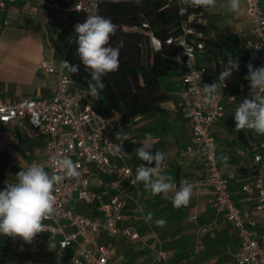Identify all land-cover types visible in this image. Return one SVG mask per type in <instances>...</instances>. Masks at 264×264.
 <instances>
[{"label":"crops","instance_id":"obj_1","mask_svg":"<svg viewBox=\"0 0 264 264\" xmlns=\"http://www.w3.org/2000/svg\"><path fill=\"white\" fill-rule=\"evenodd\" d=\"M205 11V35L212 42L221 44L220 49L205 48L199 55V61L215 71L209 80L217 81L229 56L225 52V46L228 40L237 39L232 57L238 58L239 71L233 72L232 86L227 90L233 98H224V113L211 125L210 133L215 140L217 158L221 153L229 157L227 167L218 161L221 173L227 180L228 189L236 204L248 210L257 220V224L252 227V231L257 234L264 225L260 212L255 209L256 194H252L251 200H246L242 185L251 181L249 159L264 136L249 130L236 132L233 118L241 99L251 97L249 81L244 79L248 72L241 53L244 42L252 39L254 35L243 3L240 13H227L220 3L216 8ZM74 26V23L53 19L44 0H12L1 4L0 98L18 101L25 97L50 95L57 85V75L45 73L39 63L48 60L56 68L60 67L69 39L73 38ZM231 50L227 49V52ZM170 73L161 80L162 87L170 96L160 102L162 112L137 116L125 124L119 123V114L115 111H111L107 116L115 136L128 140L127 153L130 157L126 156V163L132 167L134 174L136 175L138 165L149 166L135 157L134 150L141 146L139 142L144 140L145 134L150 133L156 142L151 151L155 153L159 149L166 153L162 165L164 173L173 177L177 187L181 180H187L192 185L193 195L190 203L186 207L174 208L169 199L161 195H151L142 183H138L140 211L129 204L121 226L137 231L140 240L130 239L122 233L112 238L100 234V240L105 244L114 245L128 264H158L154 261L155 249L158 247L167 251L172 264H236V231L230 221L218 213L212 204L214 192L205 182L204 163L196 153L186 152V147L191 145L193 140L176 105L179 98L180 73ZM47 139L46 134L32 136L24 119L0 123V190L5 188L6 181H16L15 174L20 168H26L34 162L44 165L50 172L43 152ZM150 166L155 167V162ZM103 181L99 180L97 175H92V188L101 190ZM75 205L90 215L98 214V200L89 205L78 202H75ZM148 213L153 214V222H145L144 217ZM161 218L167 221L162 228L154 223L155 219ZM52 235L54 234L41 233L31 244L0 235V264H51L56 249H48V239ZM57 238L55 235L56 245ZM69 253H72L71 248ZM65 264H69L67 259Z\"/></svg>","mask_w":264,"mask_h":264},{"label":"built area","instance_id":"obj_2","mask_svg":"<svg viewBox=\"0 0 264 264\" xmlns=\"http://www.w3.org/2000/svg\"><path fill=\"white\" fill-rule=\"evenodd\" d=\"M6 1L0 0V5ZM50 16L63 23H83L87 15L98 14L96 0H44ZM179 33L168 36L164 42L154 35L147 23L123 25L126 31L139 32L149 36L152 49L159 50L162 44H174L183 55L184 69L180 73L179 98L177 107L182 113L192 136V144L186 152L196 153L205 166V182L211 186V199L216 211L230 221L238 237V247L234 253L236 264H264V228L257 234L252 227L257 220L252 214L238 206L228 189L227 180L218 165L211 125L224 113V98L232 99L228 93L233 76L225 81L221 96L215 102L207 103L203 95V85L212 84L209 77L213 69L199 61L205 50L206 35L203 29L206 11L193 7L190 0H178ZM246 17L254 35L242 46L245 68L264 66V3L262 0H242ZM39 67L47 74L55 73L58 81L48 96L25 97L18 101L0 98V123L18 119L26 120L30 134H46L43 146L45 160L50 172L59 173L51 158L69 157L79 165L78 179L65 180L58 185L56 213L52 219L44 221L45 232L56 235L55 257L51 264H128L122 253L111 244L100 240V234L112 238L119 233L130 239H139L137 231L121 224L126 208L131 204L140 211L139 184L132 185L135 174L126 163V156L115 153L109 143L120 144L127 153L128 140L116 137L108 116L98 114L91 105L94 94L87 88L74 85L66 71L56 68L48 60H42ZM264 95V94H262ZM251 181L242 185L245 199L251 200L256 194L255 209L260 212L264 225V139L256 146L249 159ZM97 175L102 188L96 191L91 186L92 175ZM98 200V214L90 215L76 207L75 202L89 205ZM72 253L68 256V250ZM154 248V247H151ZM154 261L158 264H172L167 251L155 249Z\"/></svg>","mask_w":264,"mask_h":264},{"label":"clouds","instance_id":"obj_3","mask_svg":"<svg viewBox=\"0 0 264 264\" xmlns=\"http://www.w3.org/2000/svg\"><path fill=\"white\" fill-rule=\"evenodd\" d=\"M218 2L227 13L241 12L242 0H190L193 7L203 9H214ZM74 30L76 55L80 64H72L67 59L62 60L61 71L78 74L80 65H83L85 72L90 76L86 80L87 90L91 94L98 95L106 87L103 78L119 69L122 41L115 47L111 43V37L115 35L117 26L110 18L92 14L87 15L83 23H77ZM247 69L248 73L244 79L249 81L251 97L242 98L237 105L233 114L234 129L236 132L249 130L256 135L264 136V95H262L264 94V66L253 68L252 64H248ZM234 71H239V60L229 55L217 81L203 85L202 91L207 103H213L217 97L223 95L221 89L226 86L225 81ZM132 143L137 142L132 141ZM155 143L152 135L146 133L144 140L139 142L141 146L134 150L135 157L149 166L138 165L131 184L142 183L144 189L151 195H161L169 199L174 208L186 207L193 195V187L187 180H181L177 187L173 177L164 173L162 165L166 153L159 149L153 153L151 149ZM109 146L121 157H130L124 152L122 142L109 143ZM217 159L225 167L228 166L227 155L221 153ZM153 162L155 167L150 166ZM51 164L61 171L49 172L44 165L34 162L26 168H20V171L15 174L14 183L5 182V188L0 190V235L31 244L37 235L45 232L44 221L52 219L56 213L57 186L66 179H78L80 176L79 165L67 156L52 157ZM144 219L146 223L153 222V214L148 213ZM154 223L162 228L167 221L161 218L155 219ZM55 247V235L49 236L48 249L52 250Z\"/></svg>","mask_w":264,"mask_h":264},{"label":"trees","instance_id":"obj_4","mask_svg":"<svg viewBox=\"0 0 264 264\" xmlns=\"http://www.w3.org/2000/svg\"><path fill=\"white\" fill-rule=\"evenodd\" d=\"M96 2L98 15L110 18L117 26L115 35L111 37L112 46L115 47L122 41V47L119 54V69L103 78L106 87L93 97L92 108L98 114L105 116L111 111L117 112L120 124H125L137 116L162 112L160 102L170 96L161 86V79L170 72L183 71V55L179 47L174 44L163 43L159 50H154L150 45L149 36L123 30L122 26L142 25L145 22L154 35L164 42L166 37L179 33L182 15L179 13L178 0H139V2L96 0ZM72 23L76 25L75 22ZM236 44V38L228 40L225 52L234 55L233 47ZM76 47L74 30L63 60L80 64ZM205 48L220 49L221 44L212 42L206 37ZM227 49L232 50L227 52ZM67 74L74 85L87 88L86 80L90 76L85 72L83 65H80L78 74Z\"/></svg>","mask_w":264,"mask_h":264},{"label":"rangeland","instance_id":"obj_5","mask_svg":"<svg viewBox=\"0 0 264 264\" xmlns=\"http://www.w3.org/2000/svg\"><path fill=\"white\" fill-rule=\"evenodd\" d=\"M218 4H219V2H218ZM70 41H71V38L69 39V43H70ZM69 45V44H68ZM171 74V73H170ZM165 77H167V76H165ZM165 77H163L161 80H164V78ZM161 86H163V85H161ZM154 113V112H153ZM124 128V127H123Z\"/></svg>","mask_w":264,"mask_h":264}]
</instances>
